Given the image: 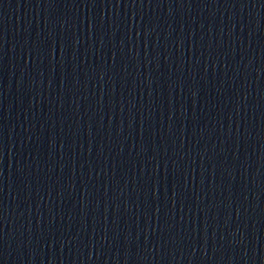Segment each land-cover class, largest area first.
I'll use <instances>...</instances> for the list:
<instances>
[{
    "label": "water",
    "instance_id": "95a60500",
    "mask_svg": "<svg viewBox=\"0 0 264 264\" xmlns=\"http://www.w3.org/2000/svg\"><path fill=\"white\" fill-rule=\"evenodd\" d=\"M0 264H264V0H0Z\"/></svg>",
    "mask_w": 264,
    "mask_h": 264
}]
</instances>
